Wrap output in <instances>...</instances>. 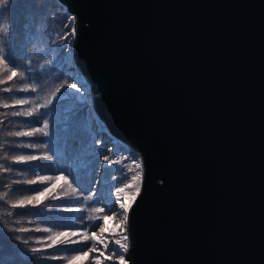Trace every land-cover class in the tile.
<instances>
[{
  "label": "water",
  "instance_id": "1",
  "mask_svg": "<svg viewBox=\"0 0 264 264\" xmlns=\"http://www.w3.org/2000/svg\"><path fill=\"white\" fill-rule=\"evenodd\" d=\"M56 1L93 129L141 165L126 264H264V0Z\"/></svg>",
  "mask_w": 264,
  "mask_h": 264
},
{
  "label": "trees",
  "instance_id": "2",
  "mask_svg": "<svg viewBox=\"0 0 264 264\" xmlns=\"http://www.w3.org/2000/svg\"><path fill=\"white\" fill-rule=\"evenodd\" d=\"M52 8L56 10L57 15L62 12L65 17L69 18L64 8L56 0H41L39 2L28 0L25 5L4 2L0 6V12H2L0 26L3 22L5 25L0 30V48H3L5 55L15 62L16 76H21L20 78L13 76L11 80H8L12 71L6 66V62L0 63V81H3L0 83V166H3L0 167V264H29L32 262L33 264L36 262L53 264L61 260L49 258L52 255L57 256L56 251L59 247L61 254L78 253L80 249L86 250L89 245L87 239L78 243L77 247H74L76 245L65 246L62 244L60 246L51 243L56 240L55 238H59L60 242L66 235L51 237L46 241V246H34L39 242V238L44 237L41 233L44 231L37 230V225L48 228L52 233L55 231H59L57 232L59 234L76 231L88 237L89 232L93 228L96 229V225L99 224V218L106 214L103 211L96 213L95 209L101 207L99 202L95 203L93 199L86 200L84 198L92 195L91 190L94 184L91 182L97 178L98 157L101 151H94L83 161H75L73 168L71 163L64 159L65 145L69 135H78L85 143V139H89V135L94 133L89 125V119L85 115V109H75L76 112L82 111V115L79 122L71 127L69 116L66 120L59 119L64 130L56 139L59 142L56 147L53 146V141L50 142L49 138L52 124L48 128L42 127L44 135L42 139L47 142V146H44L46 156L43 157L42 164L35 161H32L35 163H28L29 161L18 163L14 160L15 157L21 155H35L33 147L36 146L38 140L32 136H13L10 133L28 132L33 128L36 129L43 124L45 115L50 116L56 110L53 106L46 105L51 83H46V79L50 78L42 69L45 54L37 55L33 40L38 25H48L47 17ZM2 18H5V21H1ZM8 24L11 26L10 31ZM69 29L70 25L67 27V31ZM60 74L63 82L70 81L63 73ZM32 87L36 88L35 92L31 91ZM5 88L10 91L5 92ZM20 99L28 102L22 105L16 104L15 101ZM4 103H7L9 107L4 108L2 106ZM59 107L60 111L65 110L64 105ZM16 111L38 113L35 119H31L26 115L12 116L11 113ZM53 121L55 122V120ZM45 132L48 133L47 136H45ZM52 154L55 157L49 159ZM48 160H50L49 163H45ZM5 169H10V171H5ZM41 175L49 177L53 181L64 182L66 187L69 186L72 191L76 188V184L72 181L73 179L76 181L80 187L74 191L77 195L75 198L68 196L56 200L61 201L65 206H70L69 209L63 213H57L55 211L57 204H54L52 209H43L42 205L47 202L45 199L38 200L34 204L31 199L26 197L25 193H28L25 192L26 190L30 188L33 190L36 186H40L37 181ZM57 177L62 178L57 179ZM24 180H35L36 183L28 184L23 182ZM40 188L42 186L36 189V194ZM21 201L24 202L23 206L12 207V204L19 205ZM57 215L60 216L56 217ZM51 232L48 233L51 234ZM73 247L76 249L73 250ZM33 249H38V251H33ZM65 250L73 251L66 252ZM61 254L58 257H61Z\"/></svg>",
  "mask_w": 264,
  "mask_h": 264
},
{
  "label": "rangeland",
  "instance_id": "3",
  "mask_svg": "<svg viewBox=\"0 0 264 264\" xmlns=\"http://www.w3.org/2000/svg\"><path fill=\"white\" fill-rule=\"evenodd\" d=\"M36 2H39L41 0H35ZM4 3V0H0V6ZM53 9V10H52ZM50 9L51 12L48 19V25H38L36 28V31L34 32V44L36 46V53L37 55H43L45 54L44 61L42 62V69L45 71V73L49 76L50 79H46V83H51V87L49 89V98L46 99V105L48 107H54V110L52 112V115L47 116L45 115V120L49 122V126L51 125V132L49 134L50 142L53 141V146H58L59 142L56 141L59 134L64 130V128L61 126L62 123L59 122V119L63 118L62 120H66L67 117L72 114L69 113V108L78 109L83 108L85 109V115L88 117V113L91 108V104L89 101V96L82 90L81 93H78L77 96H80L82 94V97L80 100L73 103L69 96H75L74 93L69 94L67 92L74 91V89H68L67 85L70 83H73L72 80V72L68 70V54H69V46H70V29L67 31V27L70 25L71 19L70 17L67 18L63 15V13L56 14V10L54 8ZM62 15V16H61ZM1 21H5V18H2ZM4 23V22H3ZM2 23L0 26V30L5 27V25ZM10 25V24H8ZM71 28V27H70ZM40 43V44H39ZM41 46V48H39ZM63 73L64 76H67L69 78V82L65 83L61 80V74ZM16 78H20L21 76H16ZM83 89V88H82ZM66 93V94H65ZM59 104V105H58ZM57 105V106H56ZM64 105L63 108H65L64 111H60L59 106ZM62 110V108H61ZM65 112V113H64ZM37 113L33 111L32 115L30 116L31 119H35L37 117ZM54 117V118H53ZM55 120V122L53 120ZM43 124L36 127V129L28 130L27 133H30L28 136H32L35 138V140H38L36 142V146L33 147L35 149V156L38 157L35 162L43 163L42 159L46 156L45 153V147L47 146L45 141L42 139L43 135ZM89 125L91 130L96 134H90L89 139H85V143L88 145L89 154L93 153L94 151H101L102 148H105L106 146H110L108 151L109 155H114L116 157L115 163L110 165L108 168L105 166L106 161L104 157L102 156L100 159V164L98 163V171H97V178L96 180L100 181L98 184H94L91 190V194L95 193V196L93 198L94 202H99V206H101L98 209H104L103 216L99 218V224L102 226L105 231L103 234L99 232V228H96L95 231L89 232L88 237L84 236L83 234H79V232L76 231H69L66 233L67 235L60 240L59 238H55L60 234L57 233L59 231L51 232L48 228L41 227L37 225V230L44 231L41 232L43 234V238H39V242L37 244H34V246H46L47 242L51 237H54L56 240L51 242L55 243L57 245L62 246V244L66 245H76L74 247H77L78 243L84 242L86 239L89 242L88 247H91L92 244L95 242L97 249H103L104 245L106 244L108 248H116L117 246L112 244L111 240H115L117 238L121 239V242H124L122 240V237L125 235V226H124V218L123 216H117L116 213H119L122 211L120 208V204L123 203L127 206V204L130 202V200L135 196L137 193V188H139L140 183V174L139 169L136 168L137 160L134 159V156L126 151L119 143L115 141H110L111 139H108L105 133L99 132L97 133V130H94L96 128V125L94 124V119L90 118ZM94 128V129H93ZM90 131V132H92ZM17 132V131H15ZM93 139L99 140V144L97 147L92 146ZM49 140V139H48ZM43 141V142H42ZM52 144V143H51ZM101 148V149H100ZM113 148L115 151H113ZM126 158L122 159V155ZM50 160H48L45 163H49ZM32 161H29L28 163H31ZM32 162V163H35ZM80 162V161H79ZM123 165V167H121ZM44 175V174H42ZM37 181L42 188L38 190V193L36 194V189L39 188L36 186L35 189L32 190L30 188L29 190H26L25 193L26 197L31 199L34 204L38 202V200L45 199L47 202H45L42 207L43 209H52L54 204L56 205L55 211L57 213H63V211L70 208V206H65L64 203H61V201H56L57 199H63L64 197H76L74 191H72L69 186L66 187L65 183L58 180L53 181L51 178L42 176ZM125 176H127L128 179H125ZM134 176H138L137 179H131ZM30 181V180H28ZM35 181V180H32ZM23 182H27V180H24ZM36 183V182H35ZM30 184V183H28ZM127 185V186H125ZM117 188L126 189L129 191L131 198H124L123 196L119 199H110L107 202L104 201L106 196L110 193L116 194ZM41 192H44V195H39ZM39 195V199H34ZM119 201V202H117ZM103 202V203H102ZM105 205V206H104ZM102 212V211H101ZM109 212H112V215H108ZM96 213H98L96 211ZM60 215H57L58 217ZM96 217V216H95ZM107 217V218H105ZM122 217V219H121ZM61 218V217H60ZM96 219V218H95ZM123 222V224H122ZM30 225V224H29ZM48 232H51L48 233ZM63 233V232H61ZM75 233V235H73ZM89 236L94 237V240H89ZM76 241V243H67V241ZM101 240H103V244L101 243ZM72 248L75 250L76 248ZM60 249V247H59ZM57 249L56 255L58 256L61 254L60 250ZM73 250H65L66 252H72ZM43 253V252H40ZM77 252L69 253V254H61V257L63 259L60 260V262L56 261L53 264H68L69 259L77 255ZM99 258V264H119L118 259H111L108 257L107 251H105V254L103 256L100 255L99 251H94L88 253V255L81 257L80 259L72 261V264H96V259ZM29 264H33L29 263ZM35 264H44L40 262H36Z\"/></svg>",
  "mask_w": 264,
  "mask_h": 264
},
{
  "label": "snow or ice",
  "instance_id": "4",
  "mask_svg": "<svg viewBox=\"0 0 264 264\" xmlns=\"http://www.w3.org/2000/svg\"><path fill=\"white\" fill-rule=\"evenodd\" d=\"M4 2L6 4H14V3H19L21 5H25L28 3V0H4ZM0 14H2V12H0ZM10 28L11 26L9 25V31H10ZM74 34V33H73ZM6 62V66H8L11 71H12V74L8 76V80H11L13 78V76H15L17 74V71H16V64L14 61H12L8 56L5 55V52H4V49L3 48H0V63H5ZM0 83H3V81H0ZM67 88L68 89H74V91H69L67 93L69 94H72L74 93L75 96H69V98L71 99V101L73 103H75L76 101L80 100V98L82 97V94L80 96H77L78 93H81L82 92V89H81V86L78 85V83H70L67 85ZM24 90V89H22ZM5 92H8L10 91V89H7L5 88L4 89ZM31 91L35 92L36 91V88L35 87H32L31 88ZM66 94V93H65ZM28 101L27 100H24V99H20V100H16L15 103L16 104H26ZM4 108H8L9 105L7 103H4L2 105ZM69 112L72 113L70 115V127L76 123L79 122V119H80V116L82 115V111L81 112H76L75 109L73 108H69ZM12 116H21V115H26V116H31L32 113L31 112H28V113H21V112H12L11 113ZM44 115V114H42ZM44 127L45 128H48L49 127V122L47 120L44 121ZM10 135H13V136H28L30 135V133H27V132H15V133H10ZM48 133L45 132V136H47ZM47 143V142H45ZM99 144V140L97 139H93L92 141V146L93 147H97V145ZM110 146H106L105 148L101 149V152L99 154V157H98V160H99V164H100V157L103 156L105 161H106V164L105 166H107V168L114 164L115 163V159L116 157L114 155L110 156L109 155V149ZM113 151H115V149L113 148ZM122 155V159L123 158H126ZM89 156V149H88V145L86 143H84L82 141V139L78 136V135H69V138L66 142V145H65V150H64V159H66L67 161H69L71 163V166L73 168V163L75 161H83L84 159H87ZM52 157H55L53 154L51 157H49V159H51ZM38 157L35 156V155H21V156H18V157H15L14 160L15 162H24V161H35L37 160ZM0 167H3V166H0ZM67 167V165H66ZM99 167V166H98ZM97 167V168H98ZM121 167H123V165H121ZM136 168L137 169H140L141 168V165L139 163L136 164ZM5 171H10V169H5ZM62 177H57V179H60ZM138 176H134L132 177L131 179H137ZM125 179H128L127 176H125ZM74 184H76V188H74L73 190L76 191L80 186L76 183V181L73 179L72 181ZM18 183V182H17ZM27 183H35V181H27ZM100 183V181L98 180H93L91 182V184H98ZM127 186V185H125ZM121 191L120 188H117V193H119ZM139 191V188H137V192ZM45 193L44 192H41L39 195H44ZM39 195L37 197H35L34 199H39ZM95 196V193H93L92 195L90 196H85L84 198L86 200H91L93 199ZM119 202V201H117ZM23 201L20 202L19 205L17 204H12V207L13 208H16L18 206H23ZM29 203H31V200H29ZM120 208L122 209L121 212L119 213H116L117 216H123L124 217V221H127L128 220V216H127V212H128V206L124 205L123 203L120 204ZM96 211H103L104 209H95ZM108 215H112V212H109ZM107 218V217H105ZM96 228H99V232L101 234L104 233L105 229L100 226V225H96ZM92 231L94 232L95 231V228L92 229ZM61 236H64V235H67L66 233H60ZM73 235H75V233H73ZM128 236L127 235H124L122 237V240L124 242H121V239L117 238L113 241V243L117 246L116 248H108V246L105 244L103 249H97L96 247V243L94 242L92 244L91 247H88L86 250L84 249H80L78 251V254L77 255H74L72 256L69 261H68V264H72V261L74 260H77V259H80L81 257L83 256H86L88 255V253L90 252H94V251H99L100 252V255L103 256L105 254V251H107L108 253V257L111 258V259H118L119 260V264H126V261H125V255L124 253H127L128 250H129V244L127 243L128 242ZM89 240H94V237L92 236H89ZM67 243H76V241H67ZM101 243L103 244V240H101ZM33 251H38V249H33ZM50 259H53V260H56V259H63V257H58V256H55V255H52L49 257ZM96 259V264H99V258H95Z\"/></svg>",
  "mask_w": 264,
  "mask_h": 264
},
{
  "label": "bare ground",
  "instance_id": "5",
  "mask_svg": "<svg viewBox=\"0 0 264 264\" xmlns=\"http://www.w3.org/2000/svg\"><path fill=\"white\" fill-rule=\"evenodd\" d=\"M134 159H135V157H134ZM136 160V159H135ZM137 163H138V161H137ZM139 174H140V169H139ZM106 194H108L107 196H106V198H104L105 199V201H108V200H110V199H118V197H119V199L123 196L124 198H131V195H130V193H129V191H127L126 189H122L119 193H116V194H110V193H106ZM133 200V198L130 200V202L127 204V206H129L130 205V203H131V201ZM124 218V217H123ZM121 219H122V217H121ZM123 220V219H122ZM122 224H123V222H122ZM113 241H114V239L113 240H111V242H112V244H114L113 243ZM115 245V244H114Z\"/></svg>",
  "mask_w": 264,
  "mask_h": 264
},
{
  "label": "built area",
  "instance_id": "6",
  "mask_svg": "<svg viewBox=\"0 0 264 264\" xmlns=\"http://www.w3.org/2000/svg\"><path fill=\"white\" fill-rule=\"evenodd\" d=\"M105 201V200H104ZM107 202V201H106ZM108 203V202H107Z\"/></svg>",
  "mask_w": 264,
  "mask_h": 264
}]
</instances>
